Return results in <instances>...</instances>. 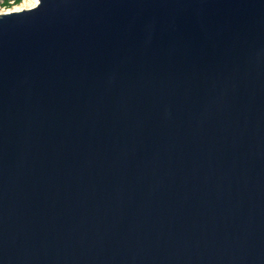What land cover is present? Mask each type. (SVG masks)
<instances>
[{
  "label": "water",
  "instance_id": "1",
  "mask_svg": "<svg viewBox=\"0 0 264 264\" xmlns=\"http://www.w3.org/2000/svg\"><path fill=\"white\" fill-rule=\"evenodd\" d=\"M0 264H264V0L0 14Z\"/></svg>",
  "mask_w": 264,
  "mask_h": 264
},
{
  "label": "built area",
  "instance_id": "2",
  "mask_svg": "<svg viewBox=\"0 0 264 264\" xmlns=\"http://www.w3.org/2000/svg\"><path fill=\"white\" fill-rule=\"evenodd\" d=\"M24 0H19L17 3L16 0H0V14H5L6 12L12 10L15 6L23 3Z\"/></svg>",
  "mask_w": 264,
  "mask_h": 264
},
{
  "label": "bare ground",
  "instance_id": "3",
  "mask_svg": "<svg viewBox=\"0 0 264 264\" xmlns=\"http://www.w3.org/2000/svg\"><path fill=\"white\" fill-rule=\"evenodd\" d=\"M38 5V3H34V0H27L24 1L22 4H19L17 6H15L12 10L6 12L5 14L11 13V12H19L21 10H25V9H31L34 8Z\"/></svg>",
  "mask_w": 264,
  "mask_h": 264
},
{
  "label": "snow or ice",
  "instance_id": "4",
  "mask_svg": "<svg viewBox=\"0 0 264 264\" xmlns=\"http://www.w3.org/2000/svg\"><path fill=\"white\" fill-rule=\"evenodd\" d=\"M34 3H39V0H34Z\"/></svg>",
  "mask_w": 264,
  "mask_h": 264
},
{
  "label": "trees",
  "instance_id": "5",
  "mask_svg": "<svg viewBox=\"0 0 264 264\" xmlns=\"http://www.w3.org/2000/svg\"><path fill=\"white\" fill-rule=\"evenodd\" d=\"M16 2L18 3V2H19V0H16Z\"/></svg>",
  "mask_w": 264,
  "mask_h": 264
},
{
  "label": "rangeland",
  "instance_id": "6",
  "mask_svg": "<svg viewBox=\"0 0 264 264\" xmlns=\"http://www.w3.org/2000/svg\"><path fill=\"white\" fill-rule=\"evenodd\" d=\"M24 1H27V0H24ZM29 1V0H28ZM22 4V3H21Z\"/></svg>",
  "mask_w": 264,
  "mask_h": 264
}]
</instances>
